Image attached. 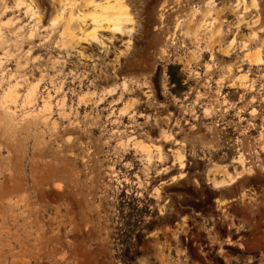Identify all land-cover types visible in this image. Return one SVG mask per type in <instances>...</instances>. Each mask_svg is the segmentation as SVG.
<instances>
[{"label": "rangeland", "instance_id": "374dc122", "mask_svg": "<svg viewBox=\"0 0 264 264\" xmlns=\"http://www.w3.org/2000/svg\"><path fill=\"white\" fill-rule=\"evenodd\" d=\"M14 2L0 0V264H264V0H124L130 32L105 45L51 31V0H33L39 29ZM22 24L34 36L14 50ZM181 206L220 217L225 263L201 225H173Z\"/></svg>", "mask_w": 264, "mask_h": 264}, {"label": "bare ground", "instance_id": "6f19581e", "mask_svg": "<svg viewBox=\"0 0 264 264\" xmlns=\"http://www.w3.org/2000/svg\"><path fill=\"white\" fill-rule=\"evenodd\" d=\"M51 1L56 6V15L54 17L52 16V18L49 20L48 27L51 28V31L58 30L62 38L64 39L67 38L68 41H70L75 45H78L81 42V40L86 41L90 39L93 42L100 43L101 45L102 44L105 45V43H107L106 40L109 41V43H111L117 33L120 35H125L130 32V29L126 25V22H129L131 19L129 18L130 14H128L127 5L126 2H124V0H51ZM253 5H256V0H253ZM5 8L14 9L18 12L21 10L22 11L21 14H24L25 16H30L31 19H34L33 28L38 27L39 29L40 27L45 26L42 23L44 15L41 13L40 10H36V6H34L33 0H15V2L11 6H6ZM18 20L19 17H17L16 15L13 19L14 21L13 23L17 22ZM57 25L58 27H55ZM23 27H25V24L24 25L22 24L21 26L16 25L11 29V36H10L11 38L10 40H8L7 43H9L14 50L19 49L21 44L24 42L25 38L30 40L34 36V29H32L30 33L24 34L22 32ZM100 31L101 32L108 31L110 32L111 35L108 36V38L107 37L104 38V35L99 33ZM217 32L218 30H216L215 33H213V36H217ZM0 44L2 45L3 42ZM245 46H248V44H245ZM256 50L258 53H260L261 49L259 47V51L258 49ZM257 55L256 58L258 59ZM252 57L249 53H247L245 54L243 60L246 63H255L253 62ZM246 78L247 75H243L241 77V80H245ZM236 86L238 89H240L242 87V84L237 83L235 81L232 84V87L235 88ZM163 137L167 141L173 140L172 134H168V135L163 134ZM147 149H149V147H147ZM158 149L160 150V146L158 147ZM159 158H162L161 155L159 156ZM180 166H183V162H181ZM219 171L217 169V172ZM232 182H234V179L231 181L216 182L215 187L221 188L227 185L228 183L230 184Z\"/></svg>", "mask_w": 264, "mask_h": 264}, {"label": "flooded vegetation", "instance_id": "af4514ba", "mask_svg": "<svg viewBox=\"0 0 264 264\" xmlns=\"http://www.w3.org/2000/svg\"><path fill=\"white\" fill-rule=\"evenodd\" d=\"M220 166V165H217ZM214 173H219L217 172V167L213 170ZM201 210H205L206 212H218L220 211V207L218 206H212V207H203ZM178 214L175 216H172L171 218L174 220L173 225L176 226H186L187 230L191 229H196L198 225L199 228L203 231L205 237L203 238V245L208 248L203 252V254H208V255H214L215 257L217 256L218 258L221 259L224 263L227 260V257H222V255H219V253L222 251V246H230L234 248V241L232 242H224L220 238L221 232L218 229V224L220 221V217L216 216H203L201 212L195 213L201 221L197 222L196 218L192 217L190 213L194 212V208L190 206H181L180 208H177ZM218 220V221H217ZM141 224V220L138 222ZM143 232V231H142ZM156 230L152 231L149 235L146 236L148 238L149 236H152L153 233H155ZM238 232L237 231H231V227L228 226L227 228L223 229V234L227 235V238L225 240H228L229 237H234ZM239 237L238 239H240ZM188 238H186V241ZM189 241V240H188ZM193 245L197 244L196 242H192ZM141 249V248H140Z\"/></svg>", "mask_w": 264, "mask_h": 264}]
</instances>
